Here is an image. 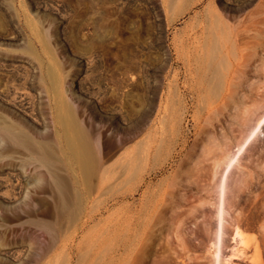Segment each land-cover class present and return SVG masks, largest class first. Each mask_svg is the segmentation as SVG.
Instances as JSON below:
<instances>
[{
	"label": "rangeland",
	"instance_id": "1",
	"mask_svg": "<svg viewBox=\"0 0 264 264\" xmlns=\"http://www.w3.org/2000/svg\"><path fill=\"white\" fill-rule=\"evenodd\" d=\"M216 1L231 22L255 9L264 14V0H0V53L42 56L95 127L101 159L118 170L132 159L124 175L114 167L122 177L99 198L100 211L82 227L85 217L68 218L57 235L58 264H264V74L248 73L241 88L258 92L259 102L226 137L220 123L205 120L206 101L192 96L189 71L177 76L180 42L192 52L193 14ZM252 31L264 52V24ZM233 110L224 111L227 124ZM214 152L224 157L216 173ZM25 219L0 221V248H26L17 260L0 255V264H22L32 250L22 240ZM35 228L37 259L47 242ZM134 235L145 237L136 259L128 245Z\"/></svg>",
	"mask_w": 264,
	"mask_h": 264
},
{
	"label": "bare ground",
	"instance_id": "2",
	"mask_svg": "<svg viewBox=\"0 0 264 264\" xmlns=\"http://www.w3.org/2000/svg\"><path fill=\"white\" fill-rule=\"evenodd\" d=\"M209 2L193 14L192 52L186 49L183 41L179 44L181 65L177 76L185 69L189 71L191 81L188 86L192 96L206 101L205 120L213 126L220 123L221 135L226 137L229 131H235V125L242 122L251 106L259 102L258 92L252 97L250 90L247 92L241 87L252 69L264 74V52L257 51V41L252 40L256 38L249 34L252 30L261 31L264 14L261 16L263 12L255 9L231 22L223 13V6L217 1ZM61 83V74L39 54L32 60L23 55L0 53V221L6 223L27 218L22 240L29 239L32 250L22 259V264H58V255L62 252H56L57 235L68 218L73 221L85 217L80 223L82 227L102 209L103 200L99 198L111 194L117 178L126 174L132 165L131 158V161L123 160L120 170L114 165L117 172L122 171L119 174L110 160L107 163L106 159H101L104 149L99 144L95 127L80 117L81 106L79 108L66 99ZM74 84L77 91L83 92L78 79ZM43 95L47 101L45 107ZM227 108H234L235 114L229 124L224 112ZM46 111L51 124H48ZM261 121L246 133L245 140L255 135ZM125 141L123 138L121 145ZM209 159L210 169L216 173L224 157L214 152ZM230 165L231 162L227 164ZM219 182L217 188L221 186L222 197L224 183ZM232 185V181L228 182V187L232 188ZM87 202L91 203L88 205ZM17 224L23 225V222ZM38 225L47 244L40 257L35 259V226ZM53 229L56 231L54 236L50 235ZM144 242V235L129 239L133 259L139 254L137 246ZM60 247L67 253L64 250L66 242ZM25 250L21 244L12 243L0 248V255L17 260Z\"/></svg>",
	"mask_w": 264,
	"mask_h": 264
}]
</instances>
